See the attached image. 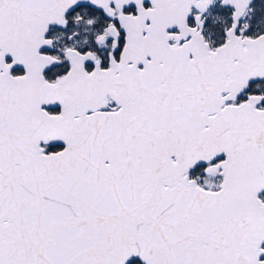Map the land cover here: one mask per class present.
<instances>
[{"label": "snow or ice", "instance_id": "1", "mask_svg": "<svg viewBox=\"0 0 264 264\" xmlns=\"http://www.w3.org/2000/svg\"><path fill=\"white\" fill-rule=\"evenodd\" d=\"M0 264H264V0H0Z\"/></svg>", "mask_w": 264, "mask_h": 264}]
</instances>
